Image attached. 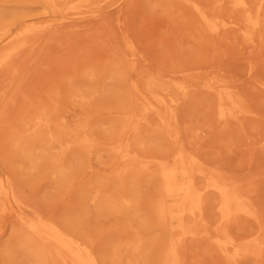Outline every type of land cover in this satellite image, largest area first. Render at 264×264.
<instances>
[{
  "label": "rangeland",
  "instance_id": "1",
  "mask_svg": "<svg viewBox=\"0 0 264 264\" xmlns=\"http://www.w3.org/2000/svg\"><path fill=\"white\" fill-rule=\"evenodd\" d=\"M18 1L19 3L20 2L22 3L21 6L18 3ZM22 1L23 0H0V9H1L0 15L3 16V17L0 16L1 18L4 19L7 17L8 19L6 20H11L10 16L16 13L18 15L16 14L15 16H18V17L20 16V18L24 16L22 19H20V18L13 17L12 15L11 17L14 18L12 22L15 20L14 21L15 24L14 22L13 24H9L11 22H8L5 20L6 21L5 27L12 28L11 34L8 35L9 38H7V40L10 38L11 39L18 38L19 35L21 36L25 31V24H27V27H39L40 30H42L44 28L50 27L52 24H54V22L60 21L63 15H66L69 17L73 15L75 12H78L80 10L84 12L82 16H85V18H87L88 16L90 17V15H93L90 17V20L92 22L100 19L101 17L106 18V16L108 15L107 13L114 12V15H112L109 18H106L109 21L108 23L107 22L105 23V20H104L102 23L100 22L98 25H96L98 27L96 29L97 31L94 30L93 25L91 24L86 25V26L83 24L84 25L83 26L80 24L78 25V23L75 22L74 24L76 27L72 25L73 27L71 28L70 26V29L68 28L67 32L69 30L70 31L72 30V31L68 33V35L60 37L61 39L59 38L57 42L55 43L52 42L53 45L52 43H50V41H48V39H47V42L43 41L47 43L46 44L47 46L50 45V47L48 48L47 46L46 47L44 46L45 43L42 44L41 38L44 40L45 36H47L46 38H48L49 36L52 37L53 36L52 32H50L49 34V32L47 31L48 33H44V36L42 34L43 37L41 35L36 36L37 43L40 42L39 44L41 45L40 47L42 49H39V51L37 49V55L35 56L36 57L35 59H32L34 58L32 57V53H34V50H35V49L34 50L32 49L34 48L33 47L34 44L32 43L33 45L29 46L30 48L32 47L31 49L30 48L27 49L26 46H28V44H22L21 42L22 44L21 50L23 49L22 50L23 52L26 51L25 53L23 52L21 53L22 57L24 55L29 56V54H31V57H32L31 65L32 66L35 65L33 64V61L35 60L36 68L34 67L35 69H33V67H31L32 70H34L35 72L33 73L32 71L33 75H35L32 77H31L32 74L29 71L31 68L28 67V69H26L27 70L26 77L28 78V81L24 80V82H23L24 78L23 76H21L22 70L21 71L19 70L21 72V75H20L21 77L18 76L19 75L18 70L15 72L16 77H18L19 80H22L20 84L19 83L20 81L18 80L17 82V79L15 78L16 79L15 84H17L15 86L19 87V85L20 86L22 85L23 88L22 87L18 88V87L13 86V82H12V86L9 85V87L6 88V95H8V98L6 96V99L4 100L2 104L4 107L2 108V110L0 109L1 110L0 113L8 109L10 113L12 112V114L9 115L10 114L9 111H5V113L6 112L9 113V114L6 113V116L8 115L10 116L8 118L3 116V113L1 114L2 116V117L0 116L1 131L4 127L11 125L10 127H8L7 130H5L7 127L3 129L2 132L3 134H6L7 132L9 134H11L12 132L14 133V134L12 133L11 135L7 134V136H4V137H10L8 139L4 137H2V139L0 138V142H1L0 145H2V147H0V152L2 153V154L0 153V160H1L0 161V201H1L0 202V264H23V263L34 264L32 263L33 262V260L31 259L32 256L29 259L28 258L29 255L25 252V250H23L24 248L23 249L22 247L17 248L18 245L20 246L19 244L20 241H19L18 236L19 235L20 236L31 235L30 231L27 232V227L36 225L39 219H40L39 221L47 220V222H48V219L51 220L52 222H48V223L49 224L51 223L53 225L55 223L56 226L55 225L54 226L56 228L63 226L64 223H67V221L70 220L69 222L75 224L76 227L80 229V231H84V230L86 231V229H88V230H91L92 232L96 231L100 233V234L97 233L98 237H100L99 239H97L98 244L100 242V245L103 244L104 246H107L108 248L105 249L104 251H99L95 253V255H98L96 257H98L99 259L101 258L102 260V262H100L99 264H116V263L117 264H132V260H131L132 256L130 255L129 252L115 250L118 245V242L122 240V237L126 238L127 236L130 237V239L133 237H134L133 239H135V237L141 238V241L144 244V252L140 254V257H139L141 260L140 262L141 264H142L143 258H146V257H147L146 264H148L149 262H150L149 264H155V262L159 264L158 263V258L160 256L158 255V253H160V251L158 250L160 248L159 243L162 242L164 236H166V233L168 235H170V233L166 229H163L161 226H159V224L155 222L154 215L151 211V208L148 207V202L152 203L160 197L159 189H160L161 179L159 176L157 177L155 169L148 168V170L145 171L144 162L148 156H156L153 154L151 155V153H154L155 149H156L155 150L156 154H158L156 157L158 160H163V161L169 160L170 158H172V156L175 157V155L171 156L169 154L170 153L169 146L171 147V145L165 142L164 139L158 137L159 134H158V129L156 128V125L153 123H148V125L139 127V136H137V138L136 137L132 138L131 142L133 144L131 145L130 149L133 148L134 150L132 149V151L137 150L135 153L137 154L138 157H136L134 161H132L131 165H126L125 163H121L123 166L120 163H116L114 165L113 162L109 161L108 159L109 157L107 156L108 153L107 151L105 152V150L104 151L100 150L101 152L100 151L98 152V154L102 155L101 157L98 154L95 155V156H99V158L91 155L89 159H86V164L92 163L91 167L87 165V169H86V171L88 170L87 175H92V176L95 175L93 176V178L99 179L97 184L100 187V193L110 196L111 198L116 197L120 201H125V200L131 201L132 199L134 209L132 208L133 215L129 219H127L128 217L125 211L122 210V211L116 212V210L111 209V208L105 209L102 211V213H99L97 215L95 213V208L92 206L91 201H85L84 198H79L80 196L77 195V193L74 194L75 188H71L69 185L63 183L62 176L59 175L58 172L56 171L55 160L57 158L56 152H58L57 151L58 149L53 148V147L51 148L49 144L51 140L50 139L51 138L50 136L52 133L51 130L53 128V127L50 128L51 127L50 125L52 126L55 125L54 127L56 128L57 126L60 127V124L62 123L61 125L66 126L65 124L68 125V123L69 125L75 124L78 119H89L90 118L91 121L88 124L89 129L92 133H95L97 135H98L97 131H99L100 133L98 136H100V134H103L104 136V133L106 131L107 132L105 135L109 133L110 131L109 129H112L111 127H114V124L112 121H114L116 118L115 112L118 106L116 105L117 106L116 107L113 104V107L116 108V110L112 109L114 110V112L111 111V108L113 107L112 105L111 106L108 105V103L109 101L111 102L112 98L109 99L110 96H108V94L110 95L112 92L111 95L115 94L117 97L118 95L117 91L121 90V86H120L121 85V81H120L121 75L115 69L118 75L113 76V73L114 75L116 74L114 70V65L118 64V60L120 58L130 57L129 55H134L136 57L137 64L138 66L140 65L142 69L150 68L152 70L159 71L161 74H164V76L160 78L161 81L163 82L162 86L158 88L160 90V93H154V95H151L150 97L151 101H157L160 98L165 99L167 97L168 101L170 102L176 96L174 95L173 87L178 86L180 84L183 85L184 82L189 80L192 75H197L199 76L198 78L200 80V83L197 85V87H199L201 91L202 90L208 91V87L206 86V84H209V83L210 84L213 83L215 85L216 84H225L227 86L230 85L228 86L227 90H230L235 95L236 102L232 105L228 103L224 107V111H227V112L231 111L233 113H238L237 115L241 116V117L237 116L240 120H236L235 118H232V119L230 118V120H228L227 122H220V121L218 122L217 120H215L214 119L215 117L212 116V113H214V110H215V101L212 96L210 95L205 96L207 93L206 94L203 93V95L201 93V97L199 98V101L198 100H193L194 102L191 101L192 102V103L190 102L191 105L189 104L191 109L190 107H187L188 104L186 105L187 108L184 105L185 111L183 114L186 115L185 114L186 109H188L187 113L188 112L189 114L191 113L190 116L187 115L189 118L184 117L185 122L183 123V126H185L184 127L185 133L187 132V134L189 133V135H186L188 136L186 140H182L180 142L181 144L179 143L185 155V159L187 161H196L201 164H204L207 160L208 161V163H206L207 164L206 167L208 166L207 171L223 176L226 181L231 183L235 187V189H237V192L239 193V195L241 196V199L243 200L240 203V205L246 206L247 211L250 212L247 214H243L242 216L240 214L239 217L240 216L241 217L240 218L238 217L237 219L239 221L242 218L241 221L242 220L243 221L242 222L240 221L238 223L239 224L241 223V225H244L245 224L244 221L246 220V222L248 221L251 224V227L247 229L246 231L240 230L236 228V226L238 225L236 221L235 222L236 224H233L234 226L231 231H235V232L237 231V234H235V232L234 233L231 232V233H233L236 236V238H238L239 240H235V237H233V235L230 234L233 238V243L229 245L230 247L226 252H223V251L221 252V251H217L219 250V248L216 247L217 246L216 244H214L216 242L214 241L215 240L214 236L215 235L222 236L220 233L217 232L215 234V231L212 229L211 236H213V234L215 235L209 239L211 241L210 242L208 239H205L204 236L197 235V232H199L203 228L204 225L202 226L197 223L195 224L190 223L189 227H190V230H193L195 232L194 235L190 233V234L184 235V238L177 234L174 236L175 239L178 238L177 240H178L179 250H182V247H184L183 251H181L182 256L179 252L181 264H238L239 260L240 262L242 261L239 264H264V252H263L264 251V236L262 237V235H264V232H262L264 231V40H263L264 39V29H263L264 27H261V25L264 26V0H246L248 1V5H246L247 7L246 9H242L239 5L235 4L236 0H229V1L228 0H211L212 6H213L212 22L215 27V29L211 31L202 30L200 27L196 25L197 21H195L196 19H194L195 17L193 15L191 16V12L189 11L190 6L188 5L187 0H176V1L175 0H158V1L157 0L155 1L146 0L147 2H144L143 4L141 3L140 5L134 4L133 2L128 3V1L126 0H118L117 3H113L114 0H91V2L90 0H76L73 2L61 1L58 3V7H57L58 9H56V11L58 12H54L51 9L43 8L42 3L39 0H33V1L27 0V2L25 1L26 3ZM204 1L199 0L198 3L199 2L201 3ZM88 2H90V5H88L89 4ZM151 2H154V3L152 4ZM11 4L12 6L14 5L13 8ZM24 4L27 7H24L25 6ZM86 5L88 6L86 7ZM117 5L122 6V8H120V10L118 11L116 9L118 7ZM86 10L87 12H85ZM99 11H101V13H99ZM1 13L3 14L5 13L4 14L5 16ZM188 19L191 21H195L196 23L195 24L194 22L190 23ZM248 19H250L249 20L250 22L253 21L255 23L252 25V23L247 22ZM70 20L79 21L81 19L78 20V19L70 18L69 21ZM86 20H89V19H86ZM3 21L4 20L0 19V26H4L3 23H5V21L4 22ZM105 24L106 25L109 24V25L106 26ZM240 25L243 26V29L239 28ZM79 26L81 27L83 26V27L80 28ZM88 27H91L90 30H88ZM259 28H262L263 30L260 31ZM256 30L258 34L255 33ZM3 32L5 33L6 29L3 27H0V34H2ZM255 34L258 36L255 37L256 36ZM195 37L197 38L195 39ZM253 38H256V39L258 38V39L255 40ZM35 40H33V42ZM256 42H258V44H256ZM48 43L50 44L48 45ZM37 45H35L36 48L39 47V46L37 47ZM10 47H12V45ZM6 49L9 50V47L3 49V51L1 52L4 53ZM26 49L28 50V52L31 50L33 52L27 53ZM190 57H192V59L193 57L194 59L196 57L197 59L195 60V62L196 61L197 62L194 63V60L191 61L192 59ZM25 58H23L22 60L20 58V60L24 61ZM188 61H191L192 65L193 64H195V66L199 65L198 66L199 68L194 69L195 67L194 65H193L194 67L192 68L191 64L188 63ZM26 62H29V61L25 60V62H22V69L24 67L23 64ZM183 62H186L185 66L187 64H188L187 66H189L190 64V66L184 73L185 75L182 76L180 74V76H178L176 72H171V69L173 70L175 66L180 65ZM190 68H191V71L189 70ZM23 73L25 72L23 71ZM166 82L168 84H166ZM28 83L29 85H27ZM24 85H26L27 87L25 88ZM13 87L16 88L18 91L22 88L21 93L26 89L25 91L28 94L23 92L20 95L19 93L20 91L17 92L16 89H14ZM10 89L12 90L14 89L16 91L15 92L13 90V93L15 92L14 96L19 94L21 98L20 99L18 98L19 95L18 97L16 96L15 98L12 92H10L11 94H9L8 92L11 91ZM24 93L26 94V96L24 95ZM244 93L247 95V97L244 96L245 95ZM168 94H171L172 96ZM9 96L14 97L16 101H14L13 98H10ZM28 97H31L29 101L31 100L33 101V103L32 101L31 102L28 101L29 103H32L33 105L36 104L37 106L36 108H38L37 111L35 110L36 109L35 106H34L35 109L33 110V107H31L32 104H28L29 106L26 109L27 105L25 104H27V102L25 103V101L26 99H28ZM9 98L13 100V103L15 102V105H14L15 109H13L12 107V110H10L9 107L10 105L12 106L13 103L9 104L11 102L7 100ZM55 98H57L55 101L56 102L58 101L57 102V104H59L58 106L61 107L62 110L63 108H65L64 110L65 112H68L66 114H68L69 116L66 115L65 112H62V110H59L61 112H57L56 114V111L59 108L56 105V102L54 101ZM202 98H203V103L200 101ZM17 99H19L18 100L19 105L17 104ZM113 99H112V103H116L113 101ZM205 100L206 102H204ZM115 101H117V99H115ZM165 101L167 100L165 99ZM195 101H198V102H195ZM247 101L248 103L250 102V105L247 103ZM20 102H22V105ZM199 102L201 103L198 104ZM49 103H51L52 106L53 105L57 106V108L53 106L52 107L53 113H52L50 112L52 109H49L47 106L48 108L47 110H49V112L47 111V115H46L43 112V110L46 111V109H43V105L44 107H46V105H49ZM105 103L106 105L109 106L110 108L109 110L108 108L107 110H103L99 108V107H102V105ZM112 103H109V104H112ZM118 103H121V102H118ZM6 104L9 105V107H6ZM98 104L100 106H98ZM39 105L40 107H38ZM21 106L25 108L26 110L25 109L22 110ZM192 106H194L193 109H192ZM19 107L21 109H18ZM30 107L33 110L32 112L30 111L32 114H29ZM181 107L182 109H184L183 106ZM4 108H7V109L4 110ZM250 108L252 111L250 110ZM17 109L18 111L21 110V113H20L21 115L19 114L20 117L18 116L16 117L17 120L19 119V121H17L15 117H12V116H16V114L19 113ZM92 109L99 110V111H96L93 113V111L95 110L91 112L90 110ZM182 109L179 108L178 110V112L179 111L181 112V115L183 112ZM13 111H16L17 113L15 112L14 114ZM24 111L26 113H22ZM104 111L108 112V114L104 113ZM193 112L194 114L192 115ZM22 114H23V118H22ZM26 114L28 115V117L25 118V116H27ZM58 114H61V115H59L58 117ZM30 115H31V118H30ZM51 115L53 118L52 117L49 118ZM181 115L179 116V118L184 116V115L182 116ZM247 115L248 117H246ZM32 116H35L36 118ZM97 116H99L98 117L99 120L102 118L105 120L106 118V120H108L109 122L106 121L105 124L102 123L103 125L101 124L103 119L101 120L100 123L99 121L98 122L96 121L97 123L93 122L92 119ZM113 116H115V118H112L113 119L112 120L111 117ZM192 116H194V119H193L194 121L191 119ZM41 117L49 118L48 119L49 121H51L52 119L53 122L49 123L50 127H48L47 130H45V132L41 134L40 142H37L35 141L36 139L33 140L32 137H29L27 133L29 132L28 127H30V125L32 124H36V121L39 120V118ZM108 117L110 118V120L107 119ZM212 117H213V120H212ZM245 118L247 119L249 123H246L247 121ZM2 119H4L3 123H2L3 121ZM25 119L27 120L24 121ZM180 119L181 121L183 120V118H180ZM186 119H188L187 120L188 122L186 121ZM248 119L251 120V123ZM10 121H12L13 124L15 123L14 125H16L17 123L23 124V126L18 125V126H21V128L23 129L18 128L17 125H16L17 127L12 125ZM23 121L24 122L29 121V122L24 123ZM31 121L33 122L30 123ZM69 121H72L73 123ZM192 121L194 123V126H191ZM213 121H214V125H211L213 124L212 123ZM244 121H246L245 125L243 124ZM229 122L231 126L229 125ZM4 123L7 125L6 126L3 125V128H1L2 124ZM107 123L109 125H107ZM97 124L99 126H97ZM13 126L15 128H13ZM195 126L197 127V129ZM198 126L202 128L200 129ZM12 128L16 131H13ZM21 130L22 132H20ZM54 130L55 129H53V131ZM5 131L7 132L5 133ZM140 131H141V134H140ZM54 133L55 132H53V134ZM110 135L111 133L109 134V136ZM22 136L23 137L26 136V138L24 139L26 141L25 143H24ZM106 137L107 136H104V138ZM9 139H11L10 144H9ZM103 140L104 139H102V141ZM187 140L190 143H187ZM6 141L8 142L9 148L11 147L10 145L12 143L11 150L9 149L10 152L11 151L13 152L15 149L16 150L19 149L18 151L16 150L14 151L16 152L15 154L14 152L10 153L11 159L13 155L18 156V157L13 156L15 160L16 159L20 160L21 157L23 159L21 158L19 162L18 160L16 162L14 159L12 161L9 157V161H7L8 159H6V161H3L5 159H2V158H5L4 157L5 154L9 151L8 149H6L7 148ZM193 141L194 143H196L194 147H193L194 145ZM34 142L35 143L37 142L38 144L36 143L37 144L36 145L34 144ZM41 142L44 143L43 145L44 151L42 150ZM183 143L188 144V145L185 144V146H188V149L184 148L185 146H183ZM33 144L36 145L35 146V148L37 147L36 149L34 148ZM39 145L41 146V148L40 147L38 148ZM31 146H33L32 149H31ZM20 147L21 149L25 151L23 152V150H21ZM192 147L194 150L195 148L198 149L197 151L198 152L200 151V153H198L196 150L191 151ZM28 149H31V150H29L28 152ZM189 149H190V153L187 151ZM26 151L28 152V154L25 153ZM157 151H159L161 155L168 153L167 155H170V157L167 156L168 157L167 158L164 155L165 158H167V159H164L161 157V155H159ZM191 152L197 153L198 155L202 154L203 157L200 156L201 157L200 159L199 157H196L197 154L195 155V154H192ZM18 153L20 154V156ZM22 153L23 155L24 154L29 155L32 153V155L31 156L29 155L30 159L28 160V157L26 158L25 157L26 155L23 156ZM71 153L67 154V160H63V163H62V165H64L63 170H65L66 168L65 166L67 165L69 168V166L71 167L79 166L80 163H82L81 161L85 163L84 157L82 160V157L80 155H78L79 157L77 156V152L75 153L71 152ZM7 155L9 154L7 153L6 157ZM159 156L162 159L161 158L159 159ZM35 157H38V159ZM25 158L27 160L26 162L27 164L22 165L21 164L22 161H26ZM202 158L206 159V160L204 159L205 162L202 160ZM47 159H50L49 160L50 162H48ZM10 160L12 161V166H10L11 165ZM32 160H34L33 161L34 165L32 163ZM45 160L47 162H45ZM64 161L67 162V165H66V162ZM209 161L212 162V165ZM7 162H9L10 165L9 163L7 164ZM35 163H38L39 165ZM51 163L54 165L53 167ZM220 163L221 165H219ZM13 164L15 165L16 169L15 168L12 169L14 167ZM117 165L122 166V167L118 168L119 166L117 167ZM22 166L23 168H25V172L23 168L21 169ZM30 166L33 168H31ZM103 166L104 168H107V169L105 170ZM107 166L108 167L110 166V169ZM114 167H116L117 170ZM9 168L11 169L13 173H11ZM17 168H19L20 172L19 170L16 171ZM113 169L115 170V172H113ZM108 171L109 172L112 171V172L109 173ZM14 172H16V175L14 174ZM28 172H30L31 175L30 174L28 175ZM125 176H127L126 179H125ZM138 176L140 178L139 180H138ZM108 177H110V179ZM12 180H14L15 184L13 183ZM246 181H247V184H246ZM16 182L18 183L16 184ZM105 182L107 183L105 184ZM109 182L111 184H109ZM197 182L200 183L202 182V180L201 179L198 180L197 178ZM12 183L15 186L18 185L23 191L21 194L20 193L21 191L18 189L19 187L16 186L17 189L19 190L18 192L22 195V196L20 195L21 198L20 196L19 197L17 196L18 195L17 193H15L16 191L13 188L14 185H12ZM124 183L126 185H124ZM255 188L256 190H254ZM150 192L151 193L153 192L154 194L153 197H151L152 194ZM155 193H157V195ZM10 194L13 195V199H14V202L12 203L9 201V197H8V195ZM24 196L26 197V201L31 202V203H28L22 200V198L23 199L25 198ZM209 197H210V201H208ZM209 197H208V200L206 199L208 207L210 206L211 208L213 206L212 208H215L214 203L216 202L218 203L217 197L213 194L212 196L209 195ZM23 201L24 203L25 202L26 203L24 204ZM208 202H211V204L209 205ZM217 203H216L215 209L209 208V211H208L207 209L208 207L206 208L207 209L206 211H208V213H205V217L207 220L206 224L208 226H212V227L215 226V223L212 224L213 218H215L214 222H216L217 219L220 218ZM72 204L74 205L73 208H76L74 210L72 208L73 211L70 210L72 207ZM31 205L35 207V209H32L33 207L31 208ZM24 210L25 211L28 210L32 214L28 212L29 213L28 215V213L25 212ZM211 210L214 214L211 213ZM248 214H251V215H248ZM51 216L53 219L51 218ZM58 216L60 219H58ZM207 217L209 218L213 217V218H211L212 219L211 220ZM245 217H247L248 220L245 219ZM77 221H79V225L76 224L78 223ZM120 221L122 222L121 225H120ZM124 223H126L127 225ZM20 227H23L24 230L20 229ZM251 229L252 230L255 229V231L259 232V234L261 235V239H260L261 243L259 244L261 245V249H258L254 253V255L250 253L244 256L241 250H236L234 248L233 244L235 245L248 244V246L251 247V245H253L252 244L253 242L250 239L251 237L246 239V236H245L247 234V231L249 232V230ZM22 230L23 231L26 230V231L23 233ZM12 231H14V233ZM148 232H149V235H148ZM238 232H239V236L241 234L240 237H237ZM14 234H18V236ZM186 239L188 240V242ZM156 240L159 241L158 244ZM155 244L157 245L156 248H155ZM183 244L184 246H182ZM155 253L157 257L155 256ZM218 253H220V255H218ZM261 254L263 256H260ZM250 255H253V256H250ZM150 256L151 257L153 256V258H151ZM154 256L156 258H154ZM247 257L248 259H246ZM98 258L97 260H99ZM56 261H58V264H61L59 260H56ZM56 261L53 264H55Z\"/></svg>",
  "mask_w": 264,
  "mask_h": 264
},
{
  "label": "bare ground",
  "instance_id": "2",
  "mask_svg": "<svg viewBox=\"0 0 264 264\" xmlns=\"http://www.w3.org/2000/svg\"><path fill=\"white\" fill-rule=\"evenodd\" d=\"M24 2L26 1L27 2V0H23ZM22 1V2H23ZM33 1V0H32ZM41 3H42V7L43 8H45V9H51L52 11H54V12H58V11H56V9H58L57 7H58V3L59 2H61V1H63V2H73V1H76V0H39ZM117 1L118 0H114L113 1V3H117ZM126 1H128V3H130V2H133L134 4H137V5H140L141 3L143 4L144 2H147L146 0H126ZM155 1V0H154ZM158 1V0H157ZM176 1V0H175ZM188 1V5L190 6L189 7V11L191 12V16L193 15L195 18L194 19H196L195 21H197V23L195 22V21H191V20H189L188 19V21L191 23V22H194V24L196 23V25L198 26V27H200L202 30H207V31H211V30H214L215 29V27H214V24H213V22H212V19H213V13H212V8H213V6H212V3H211V0H203L204 2H199L198 3V1H196V0H187ZM200 1H202V0H200ZM229 1V0H228ZM25 2V3H26ZM31 2V1H30ZM90 2H91V0H90ZM90 2H88L89 4L88 5H90ZM150 2V1H149ZM148 2V3H149ZM18 3H19V1H18ZM17 3V4H18ZM33 3H35V2H33ZM133 3H131V4H133ZM152 4L154 3V2H151ZM158 3V2H157ZM165 3V2H164ZM176 3V2H175ZM217 3V2H216ZM15 4V3H14ZM20 4V6H21V2L19 3ZM87 4V3H86ZM127 4V3H126ZM235 4H237V5H239L242 9H246L247 7H246V5H248V1H246V0H236V3ZM1 5H2V3H1ZM25 5V4H24ZM88 5H86V7L88 6ZM226 5H227V3H226ZM11 6H12V4H11ZM17 6V5H16ZM118 7L116 8L117 9V11L118 10H120V8H122V6L121 5H117ZM225 6V5H224ZM3 7V6H2ZM10 7V6H9ZM14 7V5L12 6V8ZM24 7H27L26 5L24 6ZM254 7V6H253ZM23 8V7H22ZM224 8H226V7H224ZM251 8V7H250ZM261 8H262V6H261ZM229 9V8H228ZM1 10V9H0ZM2 10H3V8H2ZM85 10V9H84ZM222 10V9H221ZM224 10V9H223ZM15 11V10H14ZM116 11V12H117ZM188 11V12H189ZM228 11V10H227ZM240 11V10H239ZM12 12V11H11ZM85 12H87V10L85 11ZM187 12V11H186ZM223 12V11H222ZM14 13H16V12H14ZM83 13L84 12H82V10H80V11H78V12H75L73 15H71V14H69V15H71V16H66V15H63L61 18V20L60 21H58V22H54V24H52L50 27H47V28H44V29H42V30H40V28L39 27H27V24H25V31H24V33L20 36L19 35V39L18 38H10V39H8L7 40V38H9L8 37V35H10L11 34V31H12V28H9V27H5V24H6V21H8V22H11V23H9V24H13V22L15 21H13L12 22V20L14 19V18H12L11 16L13 15H11L10 16V18H11V20H6V19H8L7 17L6 18H1V17H3L2 15H0L1 17H0V19H2V20H6L5 21V23H3V25L4 26H0V27H3V28H5L6 29V32L4 33H2V34H0V52L1 51H3V49H5V48H8L9 47V50L8 49H6L5 51H4V53H0V109L2 110V108L4 107L2 104H3V102H4V100L6 99V96H7V98H8V95H6V88H8L9 87V85L10 86H12V82H13V86H15V85H17V84H15V81H16V79H17V82H18V77H16V74H15V72L18 70V76L19 77H21V76H23V82H24V80L25 81H28V78L26 77V75H27V70L26 69H28V67L29 68H31V67H33V69H35L36 68V63H35V60L33 61V64H35L34 66H32L31 64H32V61H31V58L32 57H34V58H32V59H35L36 57V55H37V49H38V51H39V49H42L40 46V42H38L37 43V39H36V36H42V34H43V36H44V33H48L49 32V34H50V32H52V37L51 36H49L48 38H46L47 36H45L44 38L46 39H42L41 38V42H42V44L43 43H45V42H43V41H46L47 42V39H48V41H50V43H55V42H57V40H59V38L60 37H63V36H66V35H68V33H70L71 31L69 30L68 32H67V30H68V28L70 29V26H71V28L73 27L72 25H74L75 26V22H77L78 23V25L80 24V25H93V28H94V30H96L98 27L96 26V25H98L100 22L102 23L104 20H105V23L107 22H109L106 18H109V17H111L112 15H114V12H111V13H107L108 15L106 16V18L105 17H101L100 19H98V18H96V19H98V20H96V21H94V22H92L91 20H90V17L91 16H93V15H90V17L88 16L87 18H85V16H82L83 15ZM99 13H101V11H99ZM214 13H215V11H214ZM1 14H3V13H1ZM5 14V13H4ZM3 14V15H4ZM17 14V13H16ZM16 14H14L13 15V17H16V18H20V16L18 17V16H15ZM216 14H217V12H216ZM235 14V13H234ZM261 14V13H260ZM259 14V15H260ZM18 15V14H17ZM189 15H190V13H189ZM238 15V14H237ZM5 16V15H4ZM27 16V15H26ZM216 16V15H215ZM235 16V15H234ZM239 16V15H238ZM24 17V16H23ZM22 17V18H23ZM22 18H20V19H22ZM70 18H72V19H81V20H79V21H73V20H70L69 21V19ZM191 18H193V17H191ZM86 19H89V20H86ZM193 19V20H194ZM236 19V18H235ZM238 19V18H237ZM27 20V19H26ZM86 20V21H85ZM232 20H233V18H232ZM232 20H231V22H232ZM250 19H248L247 20V22H250L249 21ZM3 21V22H4ZM250 23H252V25L255 23V22H250ZM14 24H15V22H14ZM77 25V24H76ZM83 25V26H84ZM106 25V24H105ZM107 25H109V24H107ZM106 25V26H107ZM82 26V27H83ZM192 26H194V25H192ZM76 27V26H75ZM80 28H82L81 26H79ZM261 27H264V26H262L261 25ZM90 28L91 27H88V30H90ZM239 28L240 29H243V26H239ZM8 29V30H7ZM228 29V28H227ZM232 29V28H231ZM257 29V28H256ZM264 29V28H263ZM262 28H259V30L261 31V30H263ZM199 30V29H198ZM226 30V29H225ZM48 31V32H47ZM97 31V30H96ZM232 31V30H231ZM230 31V32H231ZM237 31V30H236ZM256 34H258V32H257V30H256V32H255ZM199 34V33H198ZM255 34V35H256ZM42 36V37H43ZM258 35H256L255 37H257ZM39 38V37H38ZM197 37H195V39H196ZM240 38V37H239ZM259 38V37H258ZM257 38V39H258ZM36 39V40H35ZM40 39V38H39ZM52 41H51V40ZM61 39V38H60ZM253 39H255V40H257L256 38H253ZM17 40H18V42H17ZM33 40H35L36 41V43L38 44H36L35 43V41L33 42ZM56 40V41H55ZM264 40V39H263ZM20 42V43H19ZM21 42H22V44H28V46H26L27 47V49H29L30 47L29 46H32L33 44V47L34 48H32L33 50H34V53H35V51H36V53H35V55H34V53H32V57H31V54H29V56L27 55V53H31V52H33L32 50L31 51H29L28 52V50H27V53H26V55L30 58H28L27 56H23L22 57V50H21ZM33 43V44H32ZM50 43H48V45L50 44ZM53 43H52V45H53ZM13 44H15V45H13ZM47 43H45V47L47 46L46 45ZM256 44H258V42H256ZM12 45V47H10ZM35 45H37V47L38 48H36V46ZM44 47V48H45ZM48 47H50V45L49 46H47V48ZM30 48V49H31ZM193 51V50H192ZM26 52V51H25ZM25 52H23V53H25ZM191 53V52H190ZM2 54V55H1ZM20 55H21V57H20ZM34 55V56H33ZM130 57H122V58H120L119 60H118V64H116V65H114V70L116 69L117 71H118V73L121 75L120 76V81H121V90L120 91H117V97H116V95L115 94H113V95H111L112 94V92H111V94L109 95L108 94V96H110L109 97V99H113V97H114V99H113V101L114 102H116V103H112V99H111V102L109 101V103H112V104H109L108 102V105H112V107H113V104L117 107V110H116V108H111V111L112 112H114V110H116V112H115V115H116V118H115V116H113V117H111V119L112 118H115V120L114 121H112L113 122V124H114V127H111L112 129H109L110 131H109V133L107 134V135H105L106 134V132L104 133V136H107L106 138H104V136H103V134H100V136H98L99 135V131H97L98 132V135L97 134H95V133H92L91 131H90V129H89V122L91 121L90 120V118L89 119H78L77 120V122L75 123V124H70L69 125V123H68V125L67 124H65L66 126H63V125H61L60 124V127H54V126H52V125H50L49 126V123L50 122H53L52 121V119H51V121H49L48 119L49 118H51L52 117V115L49 117V118H43V117H41V118H39V120H37L36 121V124H32V125H30V127H28V129H29V132L27 133V135H29V137H32V139L33 140H35V141H37V142H40V139H41V134H43L44 132H45V130H47V128L48 127H50V128H52V130H51V140H50V142H49V144H50V147L52 148H56V149H58L57 151L58 152H56V154H57V158H56V160H55V168H56V171L58 172V174L59 175H61L62 176V178H63V183H65V184H67V185H69L71 188H75V191H74V194H76L77 193V195H79L80 197L79 198H84L85 199V201H91V203H92V206L95 208V213L98 215L99 213H102V211L103 210H105V209H114V210H116V212L117 211H125V213H126V215H127V219H129L132 215H133V213H132V208H133V203H132V199H131V201L130 200H125V201H120L119 199H117L116 197H114V198H111L110 196H107V195H105V194H102V193H100V187H99V185L97 184V182L99 181V179H97V178H93V176H95V175H87V171H86V169H87V165L89 166V167H91V165H92V163L91 164H86V159H89L90 158V156L91 155H93L94 157H97V158H99V156H95V155H97L98 154V152L100 151V150H105V152L107 151V153H108V159H109V161H111V162H113L114 163V165L116 164V163H125L126 165H131L132 164V161H134V159L136 158V157H138L137 156V154L135 153L136 151H132V149H130V147H131V145L133 144L132 142H131V140H132V138H134V137H136L137 138V136H139V127H141V126H144V125H148V123H153V124H155L156 125V128L158 129V137H160V138H162V139H164V141L165 142H167L168 144H170L171 145V147L169 146V149H170V155L172 156V155H175V157H173L172 156V158H170L169 160H165V161H163V160H158L156 157H157V155L158 154H156V152H155V150H154V153H151V155L153 154V155H156V156H146L147 157V159L145 160V162H144V166H145V168H144V170L146 171V170H148V168H152V169H155L156 170V174H157V177L159 176L160 177V182H161V184H160V189H159V194H160V197L158 198V199H156L154 202H152V203H149L148 202V207H150L151 208V211H152V213H153V215H154V219H155V222L157 223V224H159V226H161L163 229H166L169 233H170V235H168L167 233H166V236H164V238H163V240H162V242H160L159 243V251H160V253H158V255H160L159 256V258H158V263L159 264H181V260H180V256H179V252H180V254H181V256H182V252L181 251H183V248L184 247H182V250H179V248H178V238L177 239H175L174 238V236L177 234V235H179V236H182L183 238H184V235H187V234H193L194 235V231L193 230H190V227H189V224L190 223H193V224H195V223H197V224H200V225H204L203 226V228L199 231V232H197V235L198 236H204L205 237V239H210L211 237H213L217 232L218 233H220L222 236H214V238H215V240L214 241H216L214 244H216L217 246L216 247H218L219 248V250H217V251H223V252H226L228 249H229V245H231L232 243H233V238H232V236L231 235H233V237H235V240H239L238 238H236V236L233 234L235 231H231L232 230V228H233V224H236L235 222L237 221V223L238 222H240L241 221V219L238 221V217H239V215L241 214V216L243 215V214H247V213H250V212H248L247 211V208H246V206H242V205H240V203L243 201L242 199H241V196L239 195V193L237 192V189H235V187L231 184V183H229L228 181H226L225 179H224V177L223 176H220V175H218V174H215V173H212V172H209V171H207V167H206V163H208V161L206 160V162L204 161V159L202 158V160L205 162H203L204 164H201V163H198V162H196V161H187L186 159H185V155H184V153H183V150H182V148H181V141L182 140H186L187 139V137L188 136H186V135H189V133L187 134V132L185 133V126H183V123L185 122V118H189L187 115H189L190 116V114H189V112L187 113V110L188 109H186V112H185V114L186 115H184L183 113H184V111H185V108H184V105H185V107H186V105H187V107H190V102L191 101H193V100H198L199 101V98L201 97V93H202V95H203V93L204 94H206L205 96H212L213 97V99H214V101H215V110H214V113H212V116H214L215 118V120H217L218 122L220 121V122H227L228 120H230V118L232 119V118H235L236 120H240L238 117H241V116H238L237 114L238 113H233V112H231V111H224V107L229 103V104H234L235 102H236V97H235V95L230 91V90H227V88H228V86H230V85H225V84H206V86L208 87V91H204V90H202L201 91V89H199V87H197V85L200 83V80H199V76H197V75H192L191 76V78L189 79V80H187V81H185L184 82V84L183 85H178V86H174L173 87V92H174V95H176L175 97H174V99H172L170 102L168 101V98L166 97L165 99L168 101V103H167V101H165V99H163V98H160L159 100H157V101H151L150 100V97H151V95H154V93H160V90L158 89L159 87H161L162 86V81H161V77L162 76H164V74H161L159 71H156V70H152V69H150V68H147V69H142L141 67H140V65L138 66V64H137V59H136V57L134 56V55H129ZM26 57V58H25ZM20 58H21V60L23 59V58H25L24 59V61H21L20 60ZM29 60H28V59ZM191 59H192V57H190ZM197 58L195 57V59H194V57H193V59L191 60V61H193L194 60V63H196L195 62V60H196ZM25 60H27V61H29V62H26V63H24L23 64V69H22V62H25ZM190 60V59H189ZM18 61V62H17ZM19 61H21V62H19ZM30 61H31V63H30ZM191 61H188V63H190L191 64V67L193 68L194 66H195V64H193L192 65V63H191ZM20 63V64H19ZM30 63V64H29ZM185 63L186 62H183L182 64H180V65H177V66H175V68L172 70L171 69V72H176L177 73V75L178 76H180V74L183 76V75H185L184 73H185V71L188 69V67L190 66V64H189V66H185ZM19 66H18V65ZM27 64V65H26ZM25 66H27V67H25ZM199 66V65H198ZM198 66H195L194 67V69L196 68V69H198L199 67ZM20 67V68H19ZM35 67V68H34ZM24 68H25V70H24ZM113 68V67H112ZM111 68V69H112ZM22 72V75H21V72ZM114 70H112V71H114ZM115 70V75H114V73H113V76H116V75H118V73H117V71ZM190 71H191V68L189 69ZM193 70V69H192ZM23 71L25 72V73H23ZM30 72H31V77L32 76H35V75H33V73H35L34 72V70H32V68L29 70ZM32 71H33V73H32ZM170 71V70H169ZM189 74V73H188ZM21 75V76H20ZM166 76V75H165ZM202 76V75H201ZM208 76V75H207ZM213 76V75H212ZM26 77V78H25ZM130 77V78H129ZM132 77V78H131ZM134 77V78H133ZM211 77V76H210ZM16 78V79H15ZM14 79V80H13ZM117 79V78H116ZM209 79V78H208ZM212 79V78H211ZM33 80V79H32ZM118 80V79H117ZM184 80H185V78H184ZM20 82V84H21V81L22 80H19ZM119 81V80H118ZM117 81V82H118ZM164 82H165V80H164ZM168 82V81H167ZM166 82V84H168ZM18 83V84H19ZM219 83H220V81H219ZM23 84H25V83H23ZM120 84V83H119ZM27 85H29V83L27 84ZM119 86V87H120ZM168 86V85H167ZM15 87H18V86H15ZM20 87H22V85L20 86L19 85V87L18 88H20ZM24 87L26 88L27 86L26 85H24ZM233 87V86H232ZM14 88V87H13ZM23 88V87H22ZM21 88V89H22ZM24 88V89H25ZM171 88H172V86H171ZM204 88V87H203ZM14 89H16V88H14ZM13 89V90H14ZM17 90L16 89V91L17 92H19L20 93V95L23 93V92H25L26 93V89L21 93V91L22 90ZM11 91H9L8 93L9 94H11L10 92H12V94H13V96L15 95L14 93L16 92L15 90V92L13 93V90L12 89H10ZM171 90V89H170ZM116 91V90H115ZM24 93V95L26 96V94H28V93H26L25 94ZM169 93H170V91H169ZM172 93V92H171ZM242 93V92H241ZM18 94V93H17ZM173 94V93H172ZM245 94V93H244ZM19 95V94H18ZM18 95H16L17 97H18ZM20 95H19V99L21 98L20 97ZM82 95V94H81ZM167 95V94H166ZM168 95H171V94H168ZM243 95V94H242ZM12 96V95H11ZM16 96H14L15 98H16ZM30 96V95H29ZM77 96V95H76ZM172 96V95H171ZM244 96H246L247 97V95L245 94ZM10 97V96H9ZM14 97H10V98H13V100L14 101H16V99L14 98ZM78 97V96H77ZM86 97V96H85ZM197 97H198V99H197ZM7 99L9 102H7V101H5V102H7V103H9V104H12L13 103V100H11V99ZM27 98V97H26ZM30 98L31 97H28V99H26V101H25V103L27 102V104H25V105H27L26 106V109H27V107L29 106L28 104H32L33 103V101H32V103H29V102H31V101H29L30 100ZM245 98V97H244ZM19 99H17V104L19 103L18 102V100ZM25 99V98H24ZM57 98H55L54 99V101L56 100ZM115 99H117V101H115ZM205 99H207V98H205ZM34 100V99H33ZM248 100H249V98H248ZM22 101V100H21ZM29 101V102H28ZM53 101V102H54ZM82 101V100H81ZM179 101V102H178ZM198 101H195V102H198ZM202 103H203V98L200 100ZM35 102V101H34ZM56 102V101H55ZM58 102V101H57ZM57 102H56V105L58 106L59 104H57ZM118 102H121V103H118ZM194 102V101H193ZM201 102H199L198 104H200ZM204 102H206V100L204 101ZM21 103V105H22V102H20ZM36 103V102H35ZM34 103V104H35ZM78 103V102H77ZM118 103V104H117ZM183 103H185V104H183ZM192 103V102H191ZM247 103H248V101H247ZM99 104H101V103H99ZM98 104V106H100ZM183 104V105H182ZM190 104V105H189ZM194 104V103H193ZM197 104V103H196ZM249 105H250V102L248 103ZM14 105H15V102L12 104V106L10 105V107H9V105H7L6 104V107H9L10 108V110H12V107H13V109H15L14 108ZM19 105V104H18ZM17 105V106H18ZM25 105H24V107H25ZM38 105V104H37ZM51 105V103H49V105H46V107H44V105H43V109H46V111H44L43 110V112L47 115V111L49 112V110H47L48 108L49 109H52V107L54 106H50ZM94 105V104H93ZM97 105V104H96ZM105 105V106H104ZM108 105H106V103L105 104H103L102 105V107H99V108H101V109H103V110H107V108H108V110L110 109L109 108V106ZM119 105H120V107H119ZM195 105V104H194ZM248 105V106H249ZM34 106H35V108L37 107L36 106V104L35 105H31V107H33V110L35 109L34 108ZM47 106H48V108H47ZM57 106H54L55 108H57ZM104 106V107H103ZM108 106V107H107ZM181 106H183V108L184 109H182V107ZM197 106V105H196ZM22 107V106H21ZM31 107H30V110H29V112L31 111H33L32 109H31ZM38 107H40V105L38 106ZM51 107V108H50ZM186 107V108H187ZM251 107V106H250ZM58 108L59 109H57V111H56V109H55V111H56V114H57V112H61V111H59V110H62V108L61 107H59L58 106ZM66 108H68V107H66ZM96 108H98V107H96ZM105 108V109H104ZM138 108V109H137ZM179 108H181L182 110H183V112H182V115H184L183 117H180V118H183V120L181 121V119L179 118V116L181 115V112L179 111L178 112V110H179ZM194 108V106H192V109ZM238 108V107H237ZM243 108V107H242ZM5 109H7V108H4V110ZM18 109H21L20 107L18 108ZM18 109H17V111H18ZM23 109H25V108H23L22 107V110ZM25 109V110H26ZM37 109L38 108H36L35 110L37 111ZM65 108H63V110H64ZM100 109V110H101ZM112 109H114V110H112ZM190 109H191V107H190ZM235 109V108H234ZM0 110V111H1ZM62 110V112H65V110L63 111ZM93 110H95V109H92V110H90L91 112L93 111ZM137 110H138V112H137ZM250 110H251V108H250ZM250 110H248V111H250ZM5 111H9V109L8 110H5ZM5 111L4 112H2L3 113V116H5V117H10L9 115H11L12 114V112L10 113V111H9V113L8 112H6V113H8L7 115L8 116H6V113H5ZM89 111V112H90ZM96 111H99V110H95V111H93V113L94 112H96ZM102 111V110H101ZM110 111V112H111ZM239 111V110H238ZM252 111V110H251ZM14 112V114H15V112L16 111H13ZM19 113L18 114H16V116H12V117H15V119L17 120V116L18 117H20V113H21V110L20 111H18ZM29 113V114H32V113ZM50 112H52L53 113V109L50 111ZM103 112V111H102ZM102 112H100V113H102ZM111 112V113H112ZM255 112V111H254ZM2 113H0V116H1V114ZM17 113V112H16ZM22 113H26L25 111L24 112H22ZM66 113H68V112H65V114ZM92 113V114H93ZM99 113V112H98ZM97 113V114H98ZM104 113H107L108 114V112H105L104 111ZM180 115H179V114ZM256 113V112H255ZM20 114V115H19ZM37 114H38V112H37ZM49 114V113H48ZM54 114H55V112H54ZM194 114V112L192 113V115ZM214 114V115H213ZM243 114V113H242ZM27 115V114H26ZM44 115V114H43ZM59 115H61V114H58V117H59ZM63 115H64V113H63ZM66 115H68V114H66ZM85 115V114H84ZM181 115V116H182ZM54 116V115H53ZM56 116V115H55ZM69 116V115H68ZM68 116H67V118H68ZM108 116V115H107ZM187 116V117H186ZM238 116V117H237ZM251 116V115H250ZM2 117V116H1ZM26 117H28V115L27 116H25V118ZM32 117H34V118H36L35 116H32ZM57 117V116H56ZM64 117V116H63ZM98 117L99 116H97V117H94L93 119H92V121L93 122H95V123H97L98 121H99V123L101 122V120L103 119H98ZM185 117V118H184ZM246 117H248V115L246 116ZM252 117V116H251ZM250 117V118H251ZM22 118H23V114H22ZM30 118H31V115H30ZM53 118V117H52ZM61 118V117H60ZM59 118V119H60ZM97 118V119H96ZM254 118V117H253ZM13 119V118H12ZM55 119V118H54ZM107 119H109L110 120V118L108 117ZM192 120L194 119V116H192V118H191ZM246 119V118H245ZM3 120V121H2ZM1 121H2V123L4 122V119H2ZM9 120H10V118H9ZM14 120V119H13ZM12 120V121H13ZM27 119H25L24 121H26ZM32 120V119H31ZM68 120V119H67ZM95 120V121H94ZM143 120V121H142ZM188 119H186V121H187ZM212 120H213V117H212ZM242 120V119H241ZM249 120V119H248ZM6 121V120H5ZM12 121H10L11 123H12V125H14L13 124V122ZM17 121H19V119L17 120ZM23 121V122H24ZM55 121V120H54ZM74 121V120H73ZM97 121V122H96ZM103 121H105V122H103ZM106 121H108V120H106V118H105V120L103 119L102 120V122H101V124L102 123H106ZM194 121V120H193ZM193 121H192V124H191V126H194V123H193ZM243 121V120H242ZM246 121H247V119H246ZM246 121H244V125H245V122ZM250 121V123H251V120H249ZM15 122V121H14ZM23 122H21V123H23ZM29 121H27V122H24V123H28ZM33 121H31L30 123H32ZM69 122H71V123H73L72 121H69ZM109 122V121H108ZM188 122V121H187ZM208 122V121H207ZM209 122H210V120H209ZM216 122V121H215ZM233 122V121H232ZM5 123H7V122H5ZM2 124V126H1V128H3V125H7V124ZM9 123V122H8ZM29 123V124H30ZM213 124H211V125H214V121L212 122ZM246 123H249L248 121L246 122ZM53 124V123H52ZM55 124V123H54ZM91 124V123H90ZM110 124H112V123H110ZM152 124V125H153ZM220 124V123H219ZM242 124V123H241ZM17 126L18 125H22L23 126V124H20V123H17L16 124ZM16 125H14V126H16ZM95 125V124H94ZM103 125V124H102ZM107 125H109L108 123H107ZM229 125H230V122H229ZM234 125V124H233ZM237 125V124H236ZM235 125V126H236ZM11 125H8V126H6V127H4L3 129H5V130H7L8 129V127H10ZM13 126V128H15ZM16 126V127H17ZM28 126V125H27ZM92 126V125H91ZM96 126V125H95ZM97 126H99L98 124H97ZM190 126V127H191ZM219 126V125H218ZM231 126V125H230ZM196 127V126H195ZM199 127V126H198ZM12 128V129H13ZM18 128H21V126H18ZM25 128V127H24ZM193 128V127H192ZM200 128V127H199ZM202 128V127H201ZM200 128V129H201ZM245 128V127H244ZM3 129H2V131H3ZM21 129H23V128H21ZM26 129V128H25ZM53 129H55L54 131H53ZM194 129V128H193ZM196 129H197V127H196ZM215 129V128H214ZM18 130V129H17ZM20 130V129H19ZM108 130V129H107ZM227 130V129H226ZM0 131H1V129H0ZM0 132L1 133V135H0V138L2 139V137H4V136H7V134H9L7 131H5V133L6 134H3V132ZM13 131H16V130H14L13 129ZM94 131V130H93ZM217 131V130H216ZM224 131V130H223ZM19 132V131H18ZM20 132H22V130L20 131ZM53 132H55L54 134H53ZM96 132V131H95ZM190 132V131H189ZM222 132V131H221ZM13 133V132H12ZM11 133V134H12ZM24 133V132H23ZM102 133V132H101ZM111 133V135L109 136V134ZM11 134H9V135H11ZM14 134V133H13ZM140 134H141V131H140ZM16 135V134H15ZM24 135V134H23ZM153 135V134H152ZM34 136H36V137H34ZM103 136V137H102ZM185 136V137H184ZM14 137V136H13ZM12 137V138H13ZM23 137V136H22ZM185 139H184V138ZM190 137V136H189ZM193 137V136H192ZM4 138H10V137H4ZM26 138V136L25 137H23V140ZM135 138V139H136ZM22 139V138H21ZM102 139H104L103 141H102ZM105 139H106V141H105ZM10 140L11 139H9V144H10ZM16 140V139H15ZM14 140V141H15ZM27 140V139H26ZM32 140V141H33ZM189 140V139H188ZM188 140H187V143H190V142H188ZM196 140V139H195ZM194 140V141H195ZM8 141V140H7ZM6 141V149H10L11 150V147H12V143H11V147L9 148L8 146V142ZM12 141H13V139H12ZM194 141H193V143H194ZM19 142V141H18ZM26 141L24 140V143H25ZM28 142H30V141H28ZM36 142V143H37ZM186 142V141H185ZM1 143V142H0ZM23 143V142H22ZM21 143V144H22ZM35 142H34V144H36ZM180 143V144H179ZM187 143H185L186 145H188ZM13 144H14V142H13ZM29 144V143H28ZM31 144V143H30ZM33 144V146H34V148H35V146L38 144H36V145H34ZM165 144V143H164ZM163 144V145H164ZM185 144L183 143V146H185ZM195 144L196 143H194V145H193V147L195 146ZM26 145H27V143H26ZM43 145H44V143H42L41 142V146H42V150L44 151V148H43ZM179 145H180V147H179ZM191 145V144H190ZM33 146H31V149H32V147ZM41 146L39 145L38 146V148L40 147L41 148ZM47 146V145H46ZM178 146V147H177ZM0 147H2V145H0ZM24 147V146H23ZM22 147V148H23ZM27 147V146H26ZM25 147V148H26ZM133 147V146H132ZM193 147H192V150L191 151H193L194 149H193ZM16 148H18V147H16ZM34 148H33V150H34ZM37 148V147H36ZM35 148V149H36ZM184 148H186V149H188V146H185ZM15 149V148H14ZM13 149V150H14ZM20 149H21V147H20ZM31 149H28V152H29V150H31ZM48 149V148H47ZM55 149V150H56ZM190 149H191V147H190ZM190 149L189 150H187L189 153H190ZM10 150L7 152L9 155H7V157H6V151H5V158H2V159H5V160H3V161H6V159H8L7 161H9V157H10V153L12 152H10ZM16 150V149H15ZM14 150V151H15ZM19 149H17L16 151H18ZM21 150H23V149H21ZM40 150V149H39ZM46 150V149H45ZM134 150V149H133ZM149 150V149H148ZM152 150H153V148H152ZM151 150V151H152ZM195 150L197 151L198 149H196L195 148ZM194 150V151H195ZM3 151V150H2ZM13 151V152H14ZM25 150H23V152H24ZM42 151V152H43ZM48 151H50V150H48ZM145 151V150H144ZM150 151V150H149ZM149 151H147V152H149ZM186 151V150H185ZM12 152V153H13ZM28 152L26 151L25 153L26 154H28ZM71 152H77V156L78 155H80L81 157H82V160H83V157H84V161H85V163H83V161H81L82 163H80V165L79 166H76V167H71V166H69V168H68V165H67V162L66 161H64V162H66V165L67 166H65L66 168H65V170H63V168H64V165H62V163H63V160H67V154L68 153H71ZM101 152V151H100ZM158 153H159V155H161V153L159 152V151H157ZM198 152V151H197ZM1 153V152H0ZM16 152H14V154H15ZM38 153H39V151H38ZM47 153V152H46ZM138 153H139V151H138ZM145 153V152H144ZM167 153V152H166ZM192 153V152H191ZM198 153H200V151L198 152ZM2 154V153H1ZM19 154V153H18ZM26 154H24L23 155V153H22V155L23 156H25ZM50 154H52V153H50ZM72 154V153H71ZM150 154V153H149ZM148 154V155H149ZM168 154V153H167ZM167 154H162L161 155V157L162 158H164V159H167L168 157L167 156H169L170 157V155H167ZM192 154H197V153H192ZM21 155V156H22ZM30 156L32 155V153L31 154H29ZM29 155H26L25 157L27 158L28 157V160L30 159L29 158ZM35 155V154H34ZM44 155V154H43ZM73 155V154H72ZM98 155H100V154H98ZM141 155V154H140ZM167 157V158H165V156ZM11 156H12V154H11ZM14 157H16L17 155H13ZM13 156H12V159H11V157H10V159L13 161ZM19 156H20V154H19ZM53 156V155H52ZM76 156V157H77ZM102 155H100V157H101ZM142 156V155H141ZM200 156H202V154L201 155H198L197 154V156L196 157H199L200 159H201V157ZM2 157V156H1ZM18 157V156H17ZM40 157V156H39ZM48 157H49V155H48ZM74 157V156H73ZM79 157V156H78ZM160 156H159V159L161 158ZM203 157V156H202ZM22 158V157H21ZM21 158H20V160H21ZM26 158H25V160H26ZM35 158H37L38 159V157H35ZM41 158V157H40ZM39 158V159H40ZM47 158V157H46ZM52 158V157H51ZM50 158V159H51ZM66 158V159H65ZM161 158V159H162ZM23 159V158H22ZM31 159H32V157H31ZM36 159V160H37ZM45 159V158H44ZM50 159H47V161L48 162H50L49 160ZM70 159V158H69ZM77 159V158H76ZM199 159V160H200ZM10 160V163H11V165H10V163L9 162H7V164L9 163V165L10 166H12V161ZM15 160V159H14ZM17 160L18 159H16L15 161L17 162ZM20 160H18V162L20 161ZM35 160V161H36ZM1 161V160H0ZM14 161V162H15ZM31 161V160H30ZM29 161V162H30ZM33 161L34 160H32V163H33ZM46 160H45V162H47ZM108 161V162H109ZM27 162V160L26 161H22V165H24V164H27L26 163ZM54 162V161H53ZM210 162V161H209ZM6 163V162H5ZM69 163V162H68ZM110 163V162H109ZM211 163V165H212V162H210ZM213 163H215V162H213ZM217 163H219V162H217ZM19 164V163H18ZM29 164V163H28ZM35 164H38V163H35ZM50 164V163H49ZM52 164V163H51ZM111 164V163H110ZM33 165H34V163H33ZM32 165V166H33ZM39 165V164H38ZM93 165H94V163H93ZM108 165V164H107ZM122 165V164H121ZM210 165V164H209ZM219 165H221V163L219 164ZM13 168L12 169H14L15 168V165L13 164ZM17 166V165H16ZM21 166V165H20ZM19 166V167H20ZM27 166H29V165H27ZM36 166V165H35ZM54 165L52 164V167H53ZM112 166H113V164H112ZM119 165H117V167H118ZM123 166V165H122ZM122 166H119L118 168H120V167H122ZM139 166V165H138ZM9 167V166H8ZM31 167V166H30ZM94 167H96V166H94ZM108 167V166H107ZM125 167V166H124ZM211 167V166H210ZM221 167V166H220ZM6 168H7V166H6ZM23 168V166L21 167V169ZM27 168V167H26ZM31 168H33V167H31ZM103 168H104V166H103ZM109 169H110V166L108 167ZM116 170H117V168L116 167H114ZM224 168V167H223ZM10 169V168H9ZM16 169V168H15ZM24 169V172H25V168H23ZM36 169V168H35ZM34 169V170H35ZM105 170L107 169V168H104ZM112 169V168H111ZM225 169V168H224ZM224 169H223V171H224ZM19 170V168H17V170L16 171H18ZM28 170V169H27ZM125 170V169H124ZM135 170V169H134ZM143 170V171H144ZM210 170V169H209ZM10 171H11V169H10ZM9 171V172H10ZM129 171V170H128ZM19 172H20V170H19ZM19 172H18V174H19ZM109 172V171H108ZM112 172V171H111ZM111 172H109V173H111ZM113 172H115V170L113 169ZM228 172V171H227ZM226 172V173H227ZM11 173H13L12 171H11ZM53 173V172H52ZM135 173H137V172H135ZM14 174L16 175V172H14ZM21 174V173H20ZM30 174V172H28V175ZM113 174V173H112ZM229 174V173H228ZM31 175V174H30ZM20 176V175H19ZM97 176V175H96ZM128 176V175H127ZM127 176H125V179L127 178ZM140 176V175H139ZM139 176H138V180L140 179L139 178ZM154 176H156V175H154ZM227 176V175H226ZM229 177V176H228ZM235 177V176H234ZM109 179H110V177H108ZM116 178V177H115ZM197 178H198V180L199 179H201L202 180V182H197ZM113 179H114V177H113ZM117 179V178H116ZM115 179V180H116ZM123 179V178H122ZM121 179V180H122ZM227 179V178H226ZM236 179H237V177H236ZM240 179V178H239ZM124 180V179H123ZM143 180V179H142ZM232 180V179H231ZM13 181V183L15 184V182H14V180H12ZM240 181V180H239ZM239 181H238V183H239ZM108 182V181H107ZM107 182H105V184L107 183ZM12 183V185H14ZM18 182H16V184H17ZM237 183V184H238ZM103 184V183H102ZM109 184H111L110 182H109ZM246 184H247V181H246ZM250 184V183H249ZM124 185H126L125 183H124ZM16 186H18V185H16ZM15 185H14V189H15V193H17L16 195L19 197L21 194H22V190H21V188L19 187L18 189L21 191L20 193L18 192L19 190L17 189V187H16ZM106 186V185H105ZM111 186V185H110ZM239 186V185H238ZM247 186V185H246ZM251 186V185H250ZM16 187V188H15ZM103 187V186H102ZM109 188V187H108ZM13 189V190H14ZM251 189V188H250ZM252 189H253V187H252ZM251 189V190H252ZM105 190V189H104ZM107 190V189H106ZM154 190H156V189H154ZM254 190H256V188L254 189ZM103 191V190H102ZM239 191H240V189H239ZM244 191V190H243ZM121 192V191H120ZM156 192V191H155ZM126 193V192H125ZM145 193V192H144ZM151 193V192H150ZM158 193V192H157ZM157 193H155L156 195H157ZM243 193V192H242ZM241 193V194H242ZM152 194V196L151 197H153L154 196V194H153V192L151 193ZM212 194L213 195H215L216 197H217V200H218V203H217V205H218V210H219V216H220V218H216L217 219V221L216 222H214L215 221V218H213V217H207V218H209V219H211V218H213V221H212V224L213 223H215V226H208L206 223H207V220H206V217H205V213H208V211H209V208H210V206L208 207V204H207V200H208V197H209V195L210 196H212ZM244 194V193H243ZM11 195V194H10ZM8 195V197H9V201L12 203V202H14V199H13V195ZM150 195V194H149ZM253 195V194H252ZM16 196V197H17ZM22 196V195H21ZM21 196H20V198H21ZM25 197V196H24ZM214 197V196H213ZM254 197V196H253ZM19 198V199H20ZM114 199V200H113ZM207 199V200H206ZM255 199V198H254ZM22 200H24V201H26V197L23 199L22 198ZM22 200H20V201H22ZM74 200V199H73ZM153 200V199H152ZM24 201H23V203H24ZM78 201V200H77ZM81 201V200H80ZM130 201V202H129ZM208 201H210V197H209V200ZM212 201V200H211ZM1 202V201H0ZM26 202H28V201H26ZM25 202V203H26ZM215 202V201H214ZM253 202V201H252ZM24 203V204H25ZM28 203H31V202H28ZM27 203V204H28ZM209 203V205L211 204V202H208ZM216 203H214L215 204V208H216ZM78 204V203H77ZM76 204V205H77ZM214 204H212V205H214ZM29 205V204H28ZM211 205V206H212ZM78 206V205H77ZM249 206V205H248ZM33 206L31 205V208H32ZM74 207V205L72 204V207H71V209L70 210H72V208ZM208 207V208H207ZM213 207V206H212ZM210 208V209H215V208ZM208 209V211H206L207 209ZM25 209V208H24ZM32 209H35V207H33ZM74 209H76V208H73V210ZM78 209V208H77ZM134 209V208H133ZM72 210V211H73ZM150 210V209H149ZM25 211V210H24ZM25 212H29V213H31L30 211H28V210H26ZM29 213H28V215H29ZM211 213H213L212 212V210H211ZM32 214V213H31ZM44 214V213H43ZM210 214V213H209ZM214 214V213H213ZM218 214V213H217ZM256 214V213H255ZM63 215H64V213H63ZM78 215V214H77ZM114 215H115V213H114ZM248 215H251V214H248ZM66 216V215H65ZM240 216V217H241ZM50 217V216H49ZM62 217V216H61ZM64 217V216H63ZM99 217V216H98ZM239 217V218H240ZM48 218V217H47ZM51 218H52V216H51ZM122 218V217H121ZM149 218V217H148ZM244 218V217H243ZM53 219V218H52ZM58 219H60L59 218V216H58ZM208 219V220H209ZM245 219H247V217H245ZM244 219V220H245ZM17 220V219H16ZM40 220V219H39ZM38 220V222L36 223V225H32V226H29V227H27V232L28 231H30L31 232V235H27V236H18V234H14V235H16V236H18V238H19V241H20V246L18 245V247L17 248H19V247H22V249L23 250H25V252L29 255V259H30V257L32 256V260H33V262L32 263H34V264H53L56 260H59L60 262H61V264H99L100 262H102V260H101V258L99 259L98 257H96V256H98V255H95V253L96 252H99V251H104L105 249H107L108 247L107 246H104L103 244V246L102 245H100V242H99V244H98V241H97V239H99L100 237H98V234H100V233H98V232H96V231H94V232H92L91 230H88V229H86V231L84 230V229H82V230H84V231H80V229L79 228H77L76 227V225L75 224H73V223H71V222H69L70 220H68L67 221V219H66V221H67V223H64V225L63 226H61V227H59V228H56L55 226V223H54V225L53 224H49L48 222H52L51 220H49L48 219V222H47V220L45 221H43V220H41V221H39ZM149 220V219H148ZM212 220V219H211ZM248 220V219H247ZM253 220V219H252ZM60 221V220H59ZM80 221V220H79ZM79 221H77L78 223H76V224H78L79 225ZM123 221V220H122ZM243 221V220H242ZM241 221V222H242ZM250 221V220H249ZM53 222H55V221H53ZM124 222V221H123ZM129 222V221H128ZM245 222V224L244 225H241V223L239 224L238 223V225L236 226V228H238V229H240V230H244V231H246L247 229H249L250 227H251V224L247 221L246 222V220L244 221ZM254 222V221H253ZM121 221H120V225H121ZM135 223V222H134ZM210 223H211V221H210ZM124 224H126V223H124ZM153 224V223H152ZM211 224V225H212ZM18 225H20V224H18ZM127 225V224H126ZM151 225V224H150ZM123 226V225H122ZM255 226V225H254ZM147 227V226H146ZM150 227V226H149ZM82 228V227H81ZM121 228V227H120ZM126 228V227H125ZM20 229H23V227H20ZM40 229V230H39ZM117 229V228H116ZM214 230L215 231V234H213V236H211L212 234H211V230ZM13 230V229H12ZM24 230V229H23ZM22 230V231H23ZM125 230H127V229H125ZM148 230V229H147ZM18 231V230H17ZM26 231V230H25ZM25 231H23V233L25 232ZM122 231V230H121ZM141 231V230H140ZM139 231V232H140ZM262 231V230H261ZM13 233H14V231H12ZM118 232V231H117ZM128 232V231H127ZM134 232V231H133ZM136 232V231H135ZM142 232H143V230H142ZM231 232H233V233H231ZM262 232H264V231H262ZM18 233V232H17ZM98 233V234H97ZM116 233V232H115ZM114 233V234H115ZM121 233V232H120ZM129 233V232H128ZM33 234V235H32ZM114 234H112V235H114ZM131 234V233H130ZM139 234V233H138ZM231 234V235H230ZM235 234H237V231L235 232ZM22 235V234H21ZM117 235H119V234H117ZM123 235V234H122ZM145 235V234H144ZM148 235H149V232H148ZM165 235V234H164ZM244 235V234H243ZM126 236H127V234H126ZM132 236V235H131ZM170 236V237H169ZM240 236H241V234H240ZM239 236V232H238V235H237V237H240ZM246 236V239L247 238H250L251 240H252V244L253 245H251V247L250 246H248V244H246V245H235V244H233V246H234V248L236 249V250H241L242 251V254L244 255V256H246V255H248V254H250V253H252L253 255H254V253L258 250V249H261V245H259L261 242H260V239H261V235L259 234V232H257V231H255V229H251V230H249V232L247 231V234L245 235ZM244 236V237H245ZM264 235H262V237H263ZM14 237V236H13ZM97 237V238H96ZM103 237V236H102ZM106 237V236H105ZM107 237H109V236H107ZM134 238V237H133ZM133 238H131L130 239V237H126V238H123L122 237V240H120L119 242H118V245H117V247H116V249L115 250H119V251H126V252H129L130 253V255L132 256V258H131V260H132V264H141L140 262H141V260H140V254H142L143 252H144V244H143V242L141 241V238L140 237H135V239H133ZM150 238V237H149ZM103 239V238H102ZM110 239V238H109ZM133 239V240H132ZM160 239V238H159ZM204 239V240H205ZM241 239V238H240ZM135 240V241H134ZM158 240V239H157ZM156 240V241H157ZM183 240V239H182ZM187 240V239H186ZM186 240H184V241H186ZM201 240H203V239H201ZM242 240V239H241ZM101 241V240H100ZM104 241V240H103ZM149 241V240H148ZM194 241H195V239H194ZM199 241H200V239H199ZM210 241V240H209ZM158 242L159 241H157V244H158ZM187 242H188V240H187ZM211 242V241H210ZM18 243V242H17ZM107 243V242H106ZM110 243V242H109ZM112 243V242H111ZM148 243V242H147ZM186 243V242H185ZM16 244V243H15ZM112 245V244H111ZM148 246V245H147ZM156 244H155V248H156ZM182 246H184V244L182 245ZM209 246H211V245H209ZM213 246H215V245H213ZM260 246V247H259ZM22 250V251H23ZM156 250V249H155ZM231 251V250H230ZM262 251V250H261ZM24 252V253H25ZM264 252V251H263ZM103 254H104V252H103ZM17 255V254H16ZM27 255V256H28ZM129 255V254H128ZM218 255H220V253H218ZM253 255H250V256H253ZM25 256V255H24ZM155 256H156V253H155ZM154 256V258H156ZM222 256V255H221ZM260 256H263L262 254L260 255ZM259 256V257H260ZM99 257H101V256H99ZM151 257V256H150ZM22 258H24V257H22ZM21 258V259H22ZM27 258V259H28ZM97 258L99 259V260H97ZM147 258V257H146ZM146 258H143V260H142V264H146L147 263V260H146ZM151 258H153V256L151 257ZM182 258V257H181ZM254 258V257H253ZM263 258V257H262ZM20 259V260H21ZM236 259H237V257H236ZM246 259H248V257L246 258ZM246 259H244V260H246ZM239 260V259H238ZM243 260V259H242ZM25 261V260H24ZM29 261V260H28ZM99 261V262H98ZM152 261V260H151ZM21 262H23V261H21ZM153 262V261H152ZM151 262V263H152ZM242 262V261H241ZM240 262V260H239V263H241ZM56 263L58 264V261H56ZM55 263V264H56ZM103 263H104V261H103ZM126 263V262H125ZM150 263V262H149ZM148 263V264H149ZM238 263V264H239ZM23 264H25V263H23ZM117 264V263H116ZM155 264H157V262H155Z\"/></svg>",
  "mask_w": 264,
  "mask_h": 264
}]
</instances>
